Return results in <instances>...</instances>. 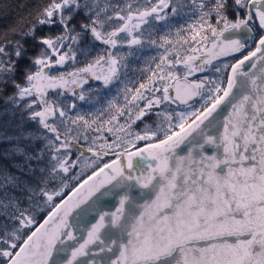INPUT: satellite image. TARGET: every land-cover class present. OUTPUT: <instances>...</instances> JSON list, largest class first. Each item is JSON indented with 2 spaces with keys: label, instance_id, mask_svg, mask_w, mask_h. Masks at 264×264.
Listing matches in <instances>:
<instances>
[{
  "label": "snow or ice",
  "instance_id": "6c2138e0",
  "mask_svg": "<svg viewBox=\"0 0 264 264\" xmlns=\"http://www.w3.org/2000/svg\"><path fill=\"white\" fill-rule=\"evenodd\" d=\"M14 34L0 94L45 144L0 177V264H264V0H47ZM93 80L123 103L82 113Z\"/></svg>",
  "mask_w": 264,
  "mask_h": 264
},
{
  "label": "trees",
  "instance_id": "16d2710c",
  "mask_svg": "<svg viewBox=\"0 0 264 264\" xmlns=\"http://www.w3.org/2000/svg\"><path fill=\"white\" fill-rule=\"evenodd\" d=\"M112 2L122 3L123 0H112ZM46 3L47 0H0V42L3 41L5 33L7 34V38L9 40L18 39L19 37L14 33L26 27L27 23L36 16L41 6ZM230 18H232L231 15ZM78 19H82V17H78ZM183 20V17H176L172 20V24H181L183 23ZM158 28L160 29V32L166 31L163 25H158ZM9 29H13V31H7ZM53 31H56V29H54ZM257 35H259V32H257ZM250 43L255 44L256 41L253 40L250 41ZM102 48L103 47L100 44L93 45L92 52L89 53V56H95ZM140 55L142 57H147L152 55H159V53L155 49H150L142 52ZM78 59L81 63H83L82 57H78ZM231 59L232 57H227L224 60L230 61ZM24 63L27 62L25 61ZM128 63V79L135 81L143 80L144 77L140 74V72L133 70L136 68H142L144 66L143 61L130 59ZM217 76V73H215L214 75H209V77H211L212 79H216ZM196 78L197 76H193L189 79L195 80ZM91 85L92 90L86 92V96H88L89 99L86 101H75L78 105H80L79 110L82 113H92L101 106L107 107V101L113 98H118L119 103H123V97L118 91V88L121 87V85L114 83L108 89H103L102 91H100L99 95H97V90L101 89L102 85L100 83H91ZM84 87L85 89H87L88 85H85ZM13 92L14 89L9 87L5 93L0 94V177L7 174H12L15 176H21L22 179L32 181L34 183V177H29L26 173L22 174L18 171L17 166L20 163H23V158L15 155L13 149L17 144H19L20 146L26 147L29 153L34 154L39 152V150L43 148L45 141L43 139L34 138L44 134V130L39 126L38 123L29 119V114L23 108V106L16 107L11 101L6 102V97ZM101 97H103L102 100ZM175 106L176 105H172V107ZM148 123L151 124L152 121L148 120ZM137 130L139 131L140 129ZM88 134L92 137L97 135L94 131L91 130H89ZM103 135L108 139V142L111 143L112 136L107 132H104ZM116 135H123V133H116ZM25 136L29 137V139L22 138ZM86 155L88 157H91V153H87ZM110 157L111 156H107L104 159L110 161L113 159ZM73 159H75V157H73ZM30 163L33 168L37 169L36 175H39L38 169L48 166L47 154L45 155V159L39 161L32 160ZM82 168H84L85 171L84 175L81 176V179H84L86 178V175L91 171L86 167L85 164H81L80 166L73 168L72 172L80 173ZM71 174L72 173H69L68 176L70 177ZM69 183L75 184L76 181L69 180ZM9 191L14 195H20V193L15 189L10 188ZM0 193H2V190H0ZM21 203L26 204V201L22 200ZM43 216L44 213L39 214L38 218H41L40 222L43 220Z\"/></svg>",
  "mask_w": 264,
  "mask_h": 264
},
{
  "label": "water",
  "instance_id": "95a60500",
  "mask_svg": "<svg viewBox=\"0 0 264 264\" xmlns=\"http://www.w3.org/2000/svg\"><path fill=\"white\" fill-rule=\"evenodd\" d=\"M225 58L227 57H222V59H225ZM214 62H218V61H214ZM209 153H211L210 149H209ZM110 158H114V157L111 156ZM70 194L71 193H69V195ZM116 206H117V199L115 197H106L104 202L101 205L103 210L109 211V212L114 211ZM41 223H43V220L41 221Z\"/></svg>",
  "mask_w": 264,
  "mask_h": 264
},
{
  "label": "rangeland",
  "instance_id": "374dc122",
  "mask_svg": "<svg viewBox=\"0 0 264 264\" xmlns=\"http://www.w3.org/2000/svg\"><path fill=\"white\" fill-rule=\"evenodd\" d=\"M102 47H104L103 45H101ZM210 74H212V75H214L215 74V72L214 71H207V72H205V73H197L196 74V76H201V77H204V78H207V77H209V75ZM193 77V76H192ZM214 77V76H213ZM90 83H99V82H97V81H90ZM79 89H77V91H78Z\"/></svg>",
  "mask_w": 264,
  "mask_h": 264
}]
</instances>
